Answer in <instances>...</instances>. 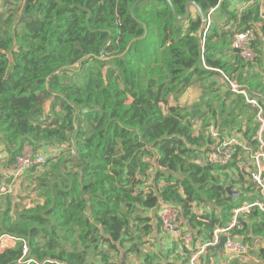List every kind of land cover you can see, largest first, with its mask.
I'll return each mask as SVG.
<instances>
[{
	"label": "trees",
	"instance_id": "obj_1",
	"mask_svg": "<svg viewBox=\"0 0 264 264\" xmlns=\"http://www.w3.org/2000/svg\"><path fill=\"white\" fill-rule=\"evenodd\" d=\"M168 1L178 15L187 1L214 9L208 30L195 9L176 20ZM245 2L236 13L229 0H0L1 156L10 167L29 145L45 159L17 176L29 172L30 207L15 212L12 189L0 192V238L14 239L0 264L136 259L158 234L161 203L203 243L234 207L259 198L247 170L261 150L259 122L222 77L262 103L264 118V0ZM244 30L254 33V61L232 45ZM199 82L202 98L189 109L179 101ZM210 124L242 142L223 167L204 161ZM226 185L244 195L232 200ZM200 203L210 209L198 216ZM232 233L255 261L222 264H264V212L251 210ZM195 249L177 250L182 263ZM161 262L154 252L143 260Z\"/></svg>",
	"mask_w": 264,
	"mask_h": 264
},
{
	"label": "built area",
	"instance_id": "obj_2",
	"mask_svg": "<svg viewBox=\"0 0 264 264\" xmlns=\"http://www.w3.org/2000/svg\"><path fill=\"white\" fill-rule=\"evenodd\" d=\"M214 9L210 10L207 14L206 21L204 23V31L206 32L210 26L211 14ZM254 39V33L252 30L239 31L234 36L233 47L238 50L240 56L247 61H254L256 58L255 51L251 48V42ZM223 79L229 83L231 90L234 93L243 95L247 104H249L255 111V117L259 122V136L258 142L261 146V150L251 154L250 159L251 168L247 167L249 175L251 176L252 182L256 185L259 191V199L251 203H245L232 209V215L229 224L226 227H216L213 231V236L210 241L198 245L193 254L188 258L187 264H203L205 261L206 250L212 246L218 244L221 237H225V242L221 249L220 255H233L241 254L248 250L246 244L240 239L235 238L232 230L240 227V218L250 213L253 208H258L264 212V142L261 139L260 133L264 129V118H263V106L262 103L258 102L257 99L247 95L243 90H240L237 85L229 81V79L222 75ZM207 132L211 136V144L209 145L208 152L205 157V162L212 165L223 167L229 164L234 155V147L237 145L242 148V142L235 137L222 138L220 131L216 126L210 124L207 127ZM245 149V147H243ZM31 148L24 146L21 155L18 156L14 163L10 166V176L16 178L24 170L30 169L33 166H41L44 163V158L39 155L37 157H30ZM33 154V153H32ZM251 169V170H250ZM250 170V171H249ZM160 230L170 238L178 240L179 247H186L189 249L193 248L194 235L191 232L183 231L179 225V209L173 204L161 203L158 210ZM14 243L13 238L1 237L0 238V249L7 247ZM26 254V247L23 248V255ZM18 264H37L36 262L22 258L18 261Z\"/></svg>",
	"mask_w": 264,
	"mask_h": 264
},
{
	"label": "rangeland",
	"instance_id": "obj_3",
	"mask_svg": "<svg viewBox=\"0 0 264 264\" xmlns=\"http://www.w3.org/2000/svg\"><path fill=\"white\" fill-rule=\"evenodd\" d=\"M202 84L203 83H200V82L193 84L192 87L185 92V94L182 96V98L180 99L179 102L190 109L192 104L200 101V99L202 98V96H201V93H203V90H202L203 85ZM1 152H4V151L3 150L1 151V148H0V192H4L8 187H10L12 189V191H7V195H10L9 197L12 201L11 202L12 208L15 210V212L19 211L22 208L30 207L33 204V202L35 201V196H34V192L29 190L30 189V187H29V172L28 173L26 172L25 174H23L17 178H10V172H9L10 167L4 166L5 156H1ZM30 157H33V154L31 152H30ZM249 182H250V184L254 185V188L257 189L256 185L252 182L250 175H249ZM257 191H258V189H257ZM29 192L30 193L32 192V193L30 194ZM241 194H242L241 195V197H242L244 195V193L241 192ZM258 194H259V191H258ZM241 197H239V198H241ZM239 198H236V199L231 198V199L237 200ZM243 204H245V203H243ZM253 209H255V208H253ZM158 210H159V208H158ZM158 210H157V217H158ZM261 212H263V211H261ZM178 221H179V219H178ZM215 229H216V227H215ZM161 234L166 235L165 233H162L160 230L159 217H158V235L160 236ZM166 236H168V235H166ZM212 236H213V233H212ZM172 240H173L172 244H174V245L177 244V246H176L177 250H180V252H182L186 249L187 250H193L194 248H196L198 246V245L195 246V244H196L195 237H194V243H193L194 248H192V249H189L186 247H179L178 246L179 241L175 240V239H172ZM147 243L148 242H146L145 246H143V249L146 252H148L150 254V253H153L154 251H158V246L156 245V243H152V245H147ZM174 248L175 247H171V249H174ZM181 248H185V249H181ZM142 252H144V251H142ZM210 254L211 255L208 257V259L212 258V257H216L217 259H219V256H218L219 253L217 255L215 253H210ZM131 255H132V253L128 254L127 256L130 257ZM225 258L229 259V260L239 259L241 262L245 261V262H250V263L255 261L253 254H251L247 251H245L241 254H238V255L237 254L225 255ZM124 259H125L124 257H121V258L115 257L114 258L115 262L118 264L120 263V261L123 263ZM130 259H133V257H131Z\"/></svg>",
	"mask_w": 264,
	"mask_h": 264
},
{
	"label": "crops",
	"instance_id": "obj_4",
	"mask_svg": "<svg viewBox=\"0 0 264 264\" xmlns=\"http://www.w3.org/2000/svg\"><path fill=\"white\" fill-rule=\"evenodd\" d=\"M245 7H246L245 0H229V10H233L236 13H239L243 9H245ZM192 9H194V8L191 7V10ZM211 15H213V14H211ZM211 17H210V20H211ZM256 70L261 75L264 76V67H257ZM204 161H205V159H204ZM226 186H228V185H226ZM233 190L239 191V188L233 187ZM239 192H241V191H239ZM209 207H210L209 204L205 205L204 203H200L199 205H194L193 212L196 213V215L201 216L204 212L209 211V209H210ZM179 225H180V228L183 231L191 232L193 235H195V231H193L189 227V225L185 221H183L182 219H181V221L179 220ZM205 242H203V243H205ZM152 243H156V245L158 246V251H154V253L155 254H159L162 257L161 264H184V263H182V259L183 258L180 256V254H177V253H179L177 251V247H176L177 244L176 245L172 244L173 243L172 238H170V237H168L166 235H162V234L159 236L157 234L155 237H153V239L148 241L147 245H152ZM203 243H198L197 242L195 244V246L196 245H201ZM171 247H175V248L171 249ZM207 250H209V249H207ZM207 250H206L205 256H203V258H205V261H203V264H222L223 261L226 260V258L223 255H220V253H219L218 254L219 259H217L216 257H212V258H209L208 259L209 261H208L206 259ZM145 254H149V253L145 251ZM145 254H141V255L137 256L136 259H134L135 261L133 259H130L131 257L134 258L133 255H131L130 257L127 256L128 258H125L126 260L124 259V261L122 260L123 263L120 261L119 264H143V260H144ZM96 264H98V263H96Z\"/></svg>",
	"mask_w": 264,
	"mask_h": 264
},
{
	"label": "water",
	"instance_id": "obj_5",
	"mask_svg": "<svg viewBox=\"0 0 264 264\" xmlns=\"http://www.w3.org/2000/svg\"><path fill=\"white\" fill-rule=\"evenodd\" d=\"M137 2H138V1H137ZM135 4H136V3H135ZM135 4H134V5H135ZM168 4H169L170 9H171V11H172V13H173V15H174V18H175L176 20H184V19H186V18L188 17V15H189L190 8L193 7V8L199 13V15H200L201 20L203 21V23H205V21H206V18H207L206 13H205V12L200 8V6H199L197 3H195L194 1H187V2L185 3V9H184V13H183V15H178V14L176 13V11H175V9H174V7H173V5H172V3H171L170 1H168ZM134 5H133L132 7H134ZM130 12H131V14H132V8H131ZM144 29H145V28H144ZM145 34H146V32H145V30H144V34H143V36H142V37H139V38H144ZM139 38H137V39H139ZM134 40H136V38H134V39H132V40L130 41V43L127 45V47L125 48V50L123 51V53H122L120 56L124 55V54L128 51V49H129L130 46H131V43H132ZM225 191H226L227 195L230 196L232 199L239 198V197H241V195H242L241 192L236 191V190H233V187H232L231 185L225 186ZM224 242H225V237H221L220 240H219V242H218V244L215 245V246L210 247L209 249H213V250L218 251L219 249H221V248L223 247V243H224Z\"/></svg>",
	"mask_w": 264,
	"mask_h": 264
},
{
	"label": "bare ground",
	"instance_id": "obj_6",
	"mask_svg": "<svg viewBox=\"0 0 264 264\" xmlns=\"http://www.w3.org/2000/svg\"><path fill=\"white\" fill-rule=\"evenodd\" d=\"M222 249V248H221ZM220 250V249H219Z\"/></svg>",
	"mask_w": 264,
	"mask_h": 264
}]
</instances>
